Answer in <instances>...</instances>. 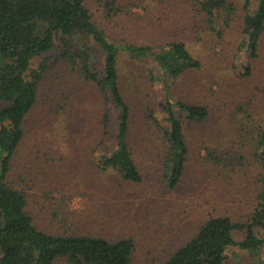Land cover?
<instances>
[{"label":"rangeland","instance_id":"obj_1","mask_svg":"<svg viewBox=\"0 0 264 264\" xmlns=\"http://www.w3.org/2000/svg\"><path fill=\"white\" fill-rule=\"evenodd\" d=\"M201 1L85 0L92 22L109 42L154 49L182 42L200 64L171 78L151 59L119 54L118 82L130 109L126 141L139 183L97 168L98 158L115 146L117 115L95 83L84 79L80 65L60 58L58 42L31 60L30 70L39 75L36 101L22 122L6 183L23 194L25 212L39 230L112 242L131 239V264H164L208 218L239 224L251 218L264 191V143L258 146L264 130V30L251 56L243 20L257 0H249L248 8L246 0H228L235 12L227 27L219 20L212 25ZM75 44L91 47L92 67L101 73L99 47L85 38ZM166 84L176 102L208 111L200 123L178 114L188 152L172 189L165 185ZM243 237L244 231L233 233L236 241ZM223 264H250L249 252L230 247Z\"/></svg>","mask_w":264,"mask_h":264},{"label":"trees","instance_id":"obj_2","mask_svg":"<svg viewBox=\"0 0 264 264\" xmlns=\"http://www.w3.org/2000/svg\"><path fill=\"white\" fill-rule=\"evenodd\" d=\"M200 10L212 25L219 20L227 27L235 12L228 0H202ZM245 8L250 5L245 1ZM264 30V0H257L252 12L243 20L245 46L251 56L258 50ZM85 38L96 44L102 54V70L92 67L94 52L86 44L77 46L75 40ZM58 42L60 58L78 64L84 79L95 83L110 101L117 115L115 146L101 155L96 166L112 171L122 180L139 183L141 174L133 162L126 141L130 109L120 91L117 63L121 53L131 58L151 59L158 70L171 78L199 68L185 44L169 42L154 49L151 46L117 45L109 42L92 22L85 0H0V264H131L134 243L131 239L115 242L95 236H56L39 230L25 212L23 194L6 183L10 160L22 136V122L36 101L37 71L30 70L34 57L54 49ZM42 63L40 66H43ZM166 101L162 107L168 126L163 130L166 151L165 185L172 189L180 181L188 148L184 140L182 121L178 114L193 123L202 122L207 108L175 101L165 85ZM176 108V110H175ZM109 116L103 115V127ZM264 143V130L258 146ZM262 155L264 153H261ZM257 203L247 223L239 224L228 217H210L187 243L179 247L164 264H223L230 247L247 250L250 264H264V191L258 193ZM243 232L240 241L233 238Z\"/></svg>","mask_w":264,"mask_h":264}]
</instances>
